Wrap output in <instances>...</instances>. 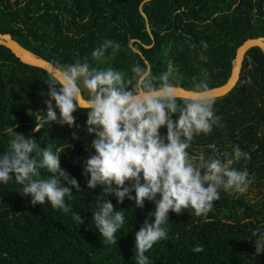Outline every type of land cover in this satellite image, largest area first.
I'll return each mask as SVG.
<instances>
[{
    "label": "trees",
    "instance_id": "obj_1",
    "mask_svg": "<svg viewBox=\"0 0 264 264\" xmlns=\"http://www.w3.org/2000/svg\"><path fill=\"white\" fill-rule=\"evenodd\" d=\"M0 33L56 68L79 58L97 68L119 70L127 78L134 64L144 65L135 49L152 65L154 76L171 61V79L177 87L189 90L205 77L211 89L228 79L238 46L249 38L264 37V0H0ZM103 39L120 47L115 53L107 49L101 59L93 58L92 49ZM50 77L0 46V129L15 123V132L31 136L41 148L49 142L68 145L60 167L76 178L81 193H73L66 202L83 223L73 224L70 214L47 202L31 205L20 195L18 184L0 185V264H135L134 233L154 205L145 201L136 208L127 199L117 205L108 197L114 211H125V219L115 243L99 236L90 220L101 186L87 189V177L81 176L82 162L91 152L92 137L84 128L86 112L72 113L71 128L50 123L33 131L43 116L39 112L46 110ZM214 100L219 125L207 135L195 136L190 145L197 150L204 146L206 157L213 154L206 147L209 143L229 154L238 145L249 159L233 166L247 169L251 183L264 189V54L258 48L246 53L231 91ZM159 132L165 134L163 128ZM6 149L7 137L0 133V151ZM167 217V238L145 252L147 264H264V253L257 255L248 238L253 229L264 226V199L249 204L243 193L221 190L206 214L181 210L169 211ZM195 244L203 250L192 252Z\"/></svg>",
    "mask_w": 264,
    "mask_h": 264
},
{
    "label": "clouds",
    "instance_id": "obj_2",
    "mask_svg": "<svg viewBox=\"0 0 264 264\" xmlns=\"http://www.w3.org/2000/svg\"><path fill=\"white\" fill-rule=\"evenodd\" d=\"M119 47L103 39L91 56L101 59L107 49L115 53ZM131 73L125 78L119 70L97 68L79 58L57 65L56 74L46 82V110L39 112L43 116L33 131L50 123L71 128L72 113L86 112L84 128L92 137L91 152L82 162L81 176L87 177V189L101 186L91 211V225L106 242L115 243L125 211H114L108 197L115 198L117 205L127 199L136 208L151 202L153 210L134 233L135 264H147L145 252L167 238L164 225L169 211L179 214L187 210L201 216L212 209L221 190L246 191L251 183L248 170L233 165L249 159V154L238 145L232 146L230 154L220 152L215 143L206 145L213 153L207 157L204 146L192 157L186 151L195 136L207 135L219 125L205 77L194 81L187 97L181 99L171 79V61L157 76L148 63L134 64ZM17 126L9 123L0 129L7 137V149L0 151V185L18 184L20 195L28 197L31 205L47 202L80 225L81 217L66 201L73 199V193L80 194L81 188L76 178L60 167V156L68 145L57 147L49 142L41 148L31 136L15 132ZM161 128L165 130L163 136ZM72 136L76 139L75 133ZM248 238L257 255L264 253V226L253 229ZM202 250L200 244L191 248L194 253Z\"/></svg>",
    "mask_w": 264,
    "mask_h": 264
},
{
    "label": "water",
    "instance_id": "obj_3",
    "mask_svg": "<svg viewBox=\"0 0 264 264\" xmlns=\"http://www.w3.org/2000/svg\"><path fill=\"white\" fill-rule=\"evenodd\" d=\"M145 1H149V0H145ZM139 12L141 16L144 18V21L146 23V30L149 32L147 20L141 10V6L139 7ZM0 46H3L7 50H9L10 53L15 58H17L21 63L25 65L39 68L50 76L56 74L57 72V68L54 65L38 57L29 50L25 49L23 46H21L19 43L13 40L9 34L0 33ZM252 48H258L264 54V37L249 38L236 48L235 56L232 61L231 71L228 79L224 84L209 89V94L211 97H213L214 99H218L225 96L229 91H231V89L236 85L239 79L241 72V65L246 56V53ZM133 50L140 55L144 64L147 63L144 57L137 50L135 49ZM187 92L188 90L186 89H183L181 87H176L177 96L180 97L181 99L187 97Z\"/></svg>",
    "mask_w": 264,
    "mask_h": 264
},
{
    "label": "rangeland",
    "instance_id": "obj_4",
    "mask_svg": "<svg viewBox=\"0 0 264 264\" xmlns=\"http://www.w3.org/2000/svg\"><path fill=\"white\" fill-rule=\"evenodd\" d=\"M189 148L191 150L189 151L190 157L195 156L197 152L192 150L191 145L189 146ZM243 194H244V200H247L249 204L257 203L262 199H264V189L262 188V186L259 185L257 186L252 183L249 184V186L247 187L246 191Z\"/></svg>",
    "mask_w": 264,
    "mask_h": 264
},
{
    "label": "flooded vegetation",
    "instance_id": "obj_5",
    "mask_svg": "<svg viewBox=\"0 0 264 264\" xmlns=\"http://www.w3.org/2000/svg\"><path fill=\"white\" fill-rule=\"evenodd\" d=\"M198 146V145H197ZM194 147H195V145H194ZM194 147H192V150H194V151H196V152H198L199 150H197V149H195ZM191 151V150H190ZM189 152V151H188ZM190 154V153H189ZM252 184H254V185H259L260 183H256V182H254V183H252Z\"/></svg>",
    "mask_w": 264,
    "mask_h": 264
}]
</instances>
